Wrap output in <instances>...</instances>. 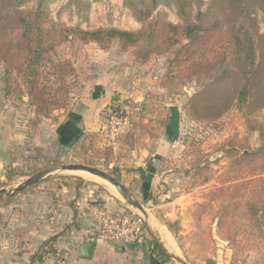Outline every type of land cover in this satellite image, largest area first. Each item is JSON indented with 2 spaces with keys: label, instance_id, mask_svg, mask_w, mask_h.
<instances>
[{
  "label": "rangeland",
  "instance_id": "374dc122",
  "mask_svg": "<svg viewBox=\"0 0 264 264\" xmlns=\"http://www.w3.org/2000/svg\"><path fill=\"white\" fill-rule=\"evenodd\" d=\"M129 1L137 0H52L49 19L83 29L141 30L145 24L134 16ZM201 1L200 8L193 0L182 10L166 0L151 19L184 23L195 21L202 11L220 17L228 31L237 19L236 25L244 24L253 37V75L246 76L243 64L251 59L242 62L237 55L229 56L223 67L199 65L195 72L171 64L172 51L144 59L143 43L121 51L117 44L102 49L95 42L69 40L54 54L55 61L70 59L76 70L67 77V106L57 100L46 117L31 104L22 75L6 73L1 61L0 189H12L54 164L95 166L130 189L144 204L149 222L167 229L176 255L189 264H264V154L252 156L264 143V79L259 82L264 10L256 4L254 20H245L231 6L223 10L220 0ZM14 5L15 0H2L0 11ZM36 6L37 0H29L21 8ZM110 78L109 104L80 138L60 144L58 127L71 111L83 108L82 100L91 96L96 81ZM110 109L129 119L115 146L104 143L106 131L99 129ZM135 162L155 170L148 203L140 178L131 171ZM103 196L121 199L128 206L123 211L140 213L106 179L82 171H59L0 196V264H122L107 251L91 262L78 257L81 244L96 240L109 214ZM151 227L147 237L158 236L168 250ZM162 263L180 264L172 258Z\"/></svg>",
  "mask_w": 264,
  "mask_h": 264
},
{
  "label": "trees",
  "instance_id": "16d2710c",
  "mask_svg": "<svg viewBox=\"0 0 264 264\" xmlns=\"http://www.w3.org/2000/svg\"><path fill=\"white\" fill-rule=\"evenodd\" d=\"M27 1L29 0H15V5L11 9L0 11V62H4L6 73L15 70L22 75L31 104L46 117L51 116L54 105L58 103L57 100L62 106H67L66 98L69 95L67 77L76 70L70 59L55 61L54 54L59 45L69 40L95 42L102 49L117 44L121 51H128L143 43L144 59H149L153 53L172 51L171 64L179 68L187 65L195 72L198 70L195 67L199 65L201 68L216 64L223 67L229 56L237 55L242 62L244 58L251 59V62L246 61L243 64L245 69H248L246 76L254 74L251 70L254 59L253 37L244 24L236 25L237 19H233L231 31L224 27L220 17L210 18L209 14L202 11L198 12L195 21L187 20L184 23L174 24L160 16L151 19L154 11L166 0H137L129 1L128 4L134 16L145 24L143 29L138 31L116 27L83 29L79 26H66L63 23L59 25L49 19L48 4L52 0H37L35 9L21 8ZM173 1L184 10L193 0ZM195 1L200 8L202 1ZM220 1L223 10L231 6L236 16L244 17L245 20L249 17L254 20L251 11L256 4L264 10V0ZM48 21L53 22L52 26L46 27L45 23ZM236 27L238 30H235ZM184 39L188 41L183 43ZM262 42L260 68L264 70V36ZM227 43L231 46L232 53L229 52ZM51 75L58 79L52 82ZM45 77H48L52 83H49ZM263 79L264 71L259 82ZM247 86L248 83L246 89ZM219 114L213 113L212 117ZM63 140L64 138L61 139ZM258 154H264V143L252 156ZM243 156L249 158L251 153H244ZM148 198L150 199V194ZM141 246H145V249L151 252V256L165 258L166 261L170 259L163 245L154 237H147Z\"/></svg>",
  "mask_w": 264,
  "mask_h": 264
},
{
  "label": "crops",
  "instance_id": "0c3cea01",
  "mask_svg": "<svg viewBox=\"0 0 264 264\" xmlns=\"http://www.w3.org/2000/svg\"><path fill=\"white\" fill-rule=\"evenodd\" d=\"M109 79V78H108ZM115 83L120 84L119 77L116 78ZM113 87V80L110 78V80L102 81H96V83L93 85V88L89 90L91 96L88 98L85 97L82 100L81 106L83 108L79 110H73L71 111V114L69 115V119H67L63 124H61L58 129V141L60 144L69 145L73 141H76L78 138L82 136V134L85 132V127H89L95 122V114L97 115L98 111L101 110V107H106L109 104V96L111 92V88ZM115 97H118V93H115ZM103 127L99 125V129L105 130V123H103ZM61 141V139H63ZM139 162H135V165L133 169L131 170L134 176L140 178L142 182V193H143V199L148 203L151 200L148 198V194H150L152 181L154 178L155 170L154 167L150 164L146 165L144 167L141 164H138ZM123 183V182H122ZM124 184V183H123ZM103 201L105 203V207L107 208L108 212L110 214H117L120 212H123L124 209L128 208L121 199H117L116 197H102ZM150 224L154 226L155 230L157 231L158 235L165 239L166 246L168 247L169 252L172 248L171 240H173L172 235L164 228H162L160 225L157 226L153 225V221H150ZM155 237H158L155 235ZM92 238V237H91ZM89 239V238H88ZM94 239V238H93ZM158 240L160 242V239L158 237ZM97 241V247L95 250L94 258L99 255H103L104 251H107L110 255L113 257L119 258L121 261L123 260L122 264H164L162 263L163 260L156 258V256H151V253L148 249H145L149 255H146V251L141 248V245H130L127 247H124L123 252H117L116 248L112 245H108L106 241L103 240H96ZM174 242V240H173ZM161 243V242H160ZM175 244V242H174ZM164 247V246H163ZM145 251V252H144ZM172 253V252H171ZM174 254V253H173ZM100 256V255H99ZM79 257V255H78ZM81 259V258H80ZM92 259V260H93ZM85 262H91V260L82 259Z\"/></svg>",
  "mask_w": 264,
  "mask_h": 264
},
{
  "label": "built area",
  "instance_id": "2783aa9c",
  "mask_svg": "<svg viewBox=\"0 0 264 264\" xmlns=\"http://www.w3.org/2000/svg\"><path fill=\"white\" fill-rule=\"evenodd\" d=\"M129 119L123 113L110 109L106 124L104 143L115 146L116 140L128 126ZM147 239V228L142 218L133 210L117 214H108L102 223L96 240H103L112 245L127 247L142 245Z\"/></svg>",
  "mask_w": 264,
  "mask_h": 264
},
{
  "label": "water",
  "instance_id": "95a60500",
  "mask_svg": "<svg viewBox=\"0 0 264 264\" xmlns=\"http://www.w3.org/2000/svg\"><path fill=\"white\" fill-rule=\"evenodd\" d=\"M77 170H84L88 171L96 176H99L101 178L107 179L111 184H113L117 191L121 194V196L127 201L129 205L136 208L140 213H137L143 220L147 230H151V224L149 222L148 213L144 206V204L137 199L133 193L130 191V189L124 185L121 181H119L117 178L112 176L111 174L107 173L106 171L102 170L101 168L90 166L87 164H79V163H70V164H54L50 167H47L46 169L36 173L35 175L27 178L24 182L20 183L18 186L7 189L3 188L0 189V196L3 195H11L15 194L17 192H20L24 190L27 187L33 186L40 181H42L44 178L59 172V171H77ZM143 214V215H142ZM156 240H158V237H154ZM159 241V240H158ZM97 247V241L95 239H90L84 241L80 246V253L79 258L81 259H87L92 260L95 254V250ZM165 253L169 258H172L179 262L180 264H189L184 258L175 255L171 252H169L167 249H165Z\"/></svg>",
  "mask_w": 264,
  "mask_h": 264
},
{
  "label": "bare ground",
  "instance_id": "6f19581e",
  "mask_svg": "<svg viewBox=\"0 0 264 264\" xmlns=\"http://www.w3.org/2000/svg\"><path fill=\"white\" fill-rule=\"evenodd\" d=\"M77 171L88 172V171H84V170H77ZM88 173H90V172H88ZM91 174H92V173H91ZM106 180H107V179H106ZM107 181H108V180H107ZM108 182H109V181H108ZM109 184L112 185V186L116 189V187H115L113 184H111L110 182H109ZM170 241H171V244H172V248H174V249H170V251L176 255L175 244H174L173 240L170 239ZM177 253H178V251H177Z\"/></svg>",
  "mask_w": 264,
  "mask_h": 264
}]
</instances>
